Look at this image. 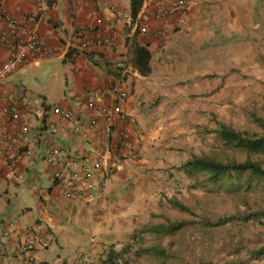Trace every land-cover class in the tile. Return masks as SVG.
I'll use <instances>...</instances> for the list:
<instances>
[{
	"label": "crops",
	"instance_id": "obj_1",
	"mask_svg": "<svg viewBox=\"0 0 264 264\" xmlns=\"http://www.w3.org/2000/svg\"><path fill=\"white\" fill-rule=\"evenodd\" d=\"M185 2L161 14L156 3L143 0L133 15L130 0H52L46 7L35 0H0V37L26 40L34 24L49 49L0 81V114L12 97L31 125L15 165L0 157V264H71L84 245L119 242L140 220L147 222L162 163L154 123L162 122L168 102L199 88L200 76L209 73L201 60L210 56L212 43L264 26V0ZM2 10L19 24H7ZM145 10L148 34L136 23ZM81 31L115 43L80 51ZM136 45L149 52L147 74L132 63ZM7 58L0 44V64ZM85 93L95 94L98 106H119L109 126L97 117V126L88 128ZM55 106L71 110L79 124L55 114ZM0 129L15 131L5 116ZM80 162L93 168L95 185L71 199L67 181L75 175L80 187ZM30 240L34 247L23 253Z\"/></svg>",
	"mask_w": 264,
	"mask_h": 264
},
{
	"label": "rangeland",
	"instance_id": "obj_2",
	"mask_svg": "<svg viewBox=\"0 0 264 264\" xmlns=\"http://www.w3.org/2000/svg\"><path fill=\"white\" fill-rule=\"evenodd\" d=\"M211 48L201 60L209 73L200 76L199 88L168 102L162 122L154 123L162 163L147 222L140 220L119 242L84 245L71 264H264V214L245 219L264 211V180L246 172L212 183L180 168L192 156L222 162L251 159L264 168V150L246 151L214 132L223 124L252 137L264 134V26ZM229 216L234 217L209 225ZM174 222L183 225L169 234L149 230ZM111 250L121 252L113 262Z\"/></svg>",
	"mask_w": 264,
	"mask_h": 264
},
{
	"label": "built area",
	"instance_id": "obj_3",
	"mask_svg": "<svg viewBox=\"0 0 264 264\" xmlns=\"http://www.w3.org/2000/svg\"><path fill=\"white\" fill-rule=\"evenodd\" d=\"M5 1V0H1ZM52 0H35L38 6L46 7L47 4ZM147 5L156 3L160 8V12L166 13L169 11H174L185 6V0H173L167 3L165 0H145ZM2 18L12 27L19 24L20 20L10 17L5 10H2ZM150 19L148 11H143L136 20L137 28L142 34H148L149 28L147 27V22ZM159 33V32H157ZM115 43L114 38L111 37H90L85 35L83 31L80 32L77 41V48L80 51L87 52L94 45H106L112 46ZM0 44L6 47L8 51V58L6 61L0 64V81L11 73L15 67L24 64L29 57H37L43 55L49 51L47 43L38 34L37 28L33 24L30 28V33L28 39L24 40L19 36L14 38H7L4 36L0 37ZM119 98L126 96L125 91H119ZM81 97L85 100L87 106L91 110V115L87 121L88 128H95L97 126V117H102L103 120L108 124L112 123V118L114 114H119L121 112L119 106L115 105L112 107L98 106L96 101V95L93 93L82 94ZM14 98L10 97L8 101L10 102L2 110L0 114V120L4 116L8 118L9 122L15 127L14 133H9L5 130L0 129V157H4L5 161L9 166H14L18 156L19 150L26 145L30 138L31 125L29 119L25 114L20 113L15 106L11 103ZM19 100L25 102V95L23 93L19 94ZM53 112L58 114L64 120H71L74 125H78L80 120L69 109H61L58 106L53 108ZM96 166V165H95ZM80 167V178L82 179L80 187L78 188L74 183V176L72 175L67 181L69 191V197L75 199L79 196L80 189H89L95 185L93 178L92 167L87 166L83 162L78 164ZM56 178H60L59 173L55 174ZM34 247V240H30L21 246L20 250L24 253L31 250Z\"/></svg>",
	"mask_w": 264,
	"mask_h": 264
},
{
	"label": "trees",
	"instance_id": "obj_4",
	"mask_svg": "<svg viewBox=\"0 0 264 264\" xmlns=\"http://www.w3.org/2000/svg\"><path fill=\"white\" fill-rule=\"evenodd\" d=\"M143 0H130L131 12L136 15ZM149 52L142 46H134L133 48V65L139 70L141 74H147L150 71L149 67ZM214 132L225 143L234 144L235 146L250 152H259L264 150V134L256 135L254 137L243 131H235L223 124H219L218 128ZM181 170L187 175L201 174L212 183H219L225 177L234 175L235 178H239L243 173H248L250 177H255L264 180V168L258 161L245 159L240 162L228 161L222 162L218 159L206 157V156H192L189 160L184 162L180 166ZM264 214L263 212L251 214L245 219L250 217L259 216ZM234 216L220 217L215 222L209 223V225L216 226L222 224L228 220L233 219ZM183 222L167 223L162 230L157 227H150L149 230L157 234H169L172 231L178 229ZM259 253H263L261 250ZM121 255V252L111 250L109 252L110 262L114 261V258Z\"/></svg>",
	"mask_w": 264,
	"mask_h": 264
}]
</instances>
